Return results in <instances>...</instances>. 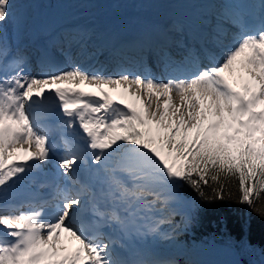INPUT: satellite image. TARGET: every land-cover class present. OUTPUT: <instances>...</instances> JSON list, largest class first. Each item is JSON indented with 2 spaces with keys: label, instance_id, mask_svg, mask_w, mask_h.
Returning a JSON list of instances; mask_svg holds the SVG:
<instances>
[{
  "label": "snow or ice",
  "instance_id": "snow-or-ice-1",
  "mask_svg": "<svg viewBox=\"0 0 264 264\" xmlns=\"http://www.w3.org/2000/svg\"><path fill=\"white\" fill-rule=\"evenodd\" d=\"M260 8L259 23L249 26L234 6L225 7L210 42H223L224 21L239 32L222 60H213L202 42L197 48L176 41L183 49L179 60L168 50L170 41L158 44L168 72L162 79L127 69L108 75L79 64L25 71L26 57L7 59L4 23L15 22L16 13L12 0H0V264H178L135 245L149 235L174 238L160 225L180 214L182 183L204 200L246 204L264 218V4ZM174 30L183 32L179 25ZM202 53L209 66H201ZM46 94L58 99L66 126L82 130L83 146L64 137V154L55 155L49 132L31 117ZM52 160L68 181L55 186L57 196L11 203L10 189ZM91 165H100L96 191L77 175ZM117 244L129 255L120 256Z\"/></svg>",
  "mask_w": 264,
  "mask_h": 264
},
{
  "label": "rangeland",
  "instance_id": "rangeland-1",
  "mask_svg": "<svg viewBox=\"0 0 264 264\" xmlns=\"http://www.w3.org/2000/svg\"><path fill=\"white\" fill-rule=\"evenodd\" d=\"M85 1H86L87 8L81 7L79 3L73 6L72 5L69 6V5H65L64 2H61L58 5L57 10L47 8V9L42 10L41 12L42 4L40 2H37L36 0H12V3L15 6V13H16L15 22L10 20L4 23L5 31L3 33V42L7 44L8 46H10L13 43V40L15 36L17 35V32L21 31V32L27 33L29 22L40 19L42 15L48 16V17L50 16L49 19H47V24L45 26H46L47 31H51V32L58 29L60 26L67 24V22L71 24H75V23H78L79 21L81 22L84 21V24H85L87 22H86V18H84L83 15L86 14V16H88L92 12V9L89 4V0H85ZM177 1H182L184 4H188V5L190 4L191 7L193 6L196 9V11L199 12V14L201 13L203 15L204 20L207 19V17L204 16L206 13L205 10L207 8H210L212 5V3H206V0H177ZM240 1L241 0H219L218 2H220L219 3L220 6H217V8L214 9L213 12H211V15H209V19H210L211 24L213 25V28L217 22L218 17H220V15L222 14L226 6H234L235 10L238 11L243 16L244 20L248 18L249 15L246 13V11L239 10ZM259 1L263 3V0H259ZM256 7H259V6L256 5ZM250 8L252 9L253 7H250ZM218 9H222L223 11L221 12ZM254 10L256 11V8H254ZM84 11H85V14L80 15ZM186 11H189V10H185V12ZM44 12L46 13L43 14ZM185 12L182 13L180 11L179 14L181 16L182 15L185 16L184 15ZM191 12H192V9H190L189 14H186V18L187 20L193 22V19L196 20L195 19L196 13L194 11L193 17H192ZM219 12H221V14ZM72 17L75 18V21L70 20ZM43 21H45L44 18H43ZM194 23H196V21ZM205 24L208 26L207 23ZM174 27L175 26H171L170 28L172 30V34L175 31ZM224 27L227 30V35L223 38V42L221 44L213 45L210 41H207V45H213L214 47L213 53L216 57V60L223 59L229 46L232 45L233 43L234 36L239 32L238 28L234 27L232 24L228 23L227 21H224ZM80 32H82V30L76 32L75 30H72L71 28H68L62 32V35H63L62 37L66 38L65 39L66 46H64V48H67L66 50L69 52V50H74V48L77 47L78 50L80 51L79 53L80 55L75 60V62H68L66 68L71 67L73 64H79L81 67L87 68L89 70L101 69L104 71L105 74H108V75H112V74H115L117 72H120L126 69L125 68V69L111 72L109 68H104L102 66L103 62L101 64L100 63L96 64L97 61H102V58H103L102 56L104 55L101 52L100 53L95 52V50L97 49L92 45L93 39L91 36L83 37L80 35L81 37H79L78 34H80ZM68 33H71L73 35L72 37L77 38L76 41L72 42L71 44L67 42L68 36H66V34ZM176 33L179 35L181 34L180 32H176ZM211 37L209 36L208 39H210ZM145 70H139L137 72H134V71L133 72L140 73V74L151 72V71H148L149 68H147V71ZM25 71L31 72L33 74L32 69H29L27 65L25 66ZM128 71L132 72V70H128ZM150 74L154 78H162L161 76H159V74L155 72L150 73ZM167 77L168 76L162 79H167ZM43 166L48 175L56 174V173L59 174L61 177L60 181L62 182L63 175H61L59 171L57 170L55 160L45 163L43 164ZM36 175H37L36 173H28L22 183L17 184L13 188L10 189V202L11 203L16 204L18 193L33 192L38 189L37 184H34ZM49 184L50 182H46L45 185H49ZM180 201H183L185 203V207L190 205L188 200L182 196H181ZM160 228L163 232H167V233H172L174 231L170 227L165 228V227H162L161 225H160ZM184 231H186V226H182L181 232H184ZM147 238L150 241L154 239L151 235L147 236ZM135 246L143 247L141 241H138ZM193 246L194 245H191L188 242L181 240L178 236L174 235V238L171 240H162L157 237L155 238V242L153 243V245H150V247H146V248H148L149 250L153 252L159 253L161 255L167 256L168 258H172V259H174L176 255L186 256L191 259L193 258V252H192ZM207 246L213 249L214 254H215L214 258L217 259V260L212 261L211 264H230V263L242 264L241 260L236 255L235 251L230 249L229 247L220 245L216 243V241H214L213 239L209 240Z\"/></svg>",
  "mask_w": 264,
  "mask_h": 264
},
{
  "label": "trees",
  "instance_id": "trees-1",
  "mask_svg": "<svg viewBox=\"0 0 264 264\" xmlns=\"http://www.w3.org/2000/svg\"><path fill=\"white\" fill-rule=\"evenodd\" d=\"M64 0H49L45 6L58 7ZM68 5L80 4L87 7L85 0H66ZM84 14V13H83ZM67 35L73 36L71 33ZM84 36L83 32L78 34ZM81 35V36H80ZM210 193L209 189H205ZM233 192L236 188L233 187ZM180 195L190 204L185 212L175 215L170 227L176 236L191 245H206L210 239L235 251L242 264H264V218L252 211L246 204L229 200L207 201L202 199L188 184L182 183ZM182 226L186 231L181 232ZM155 238L142 241L143 247H150ZM178 264H189V257L176 255Z\"/></svg>",
  "mask_w": 264,
  "mask_h": 264
},
{
  "label": "bare ground",
  "instance_id": "bare-ground-1",
  "mask_svg": "<svg viewBox=\"0 0 264 264\" xmlns=\"http://www.w3.org/2000/svg\"><path fill=\"white\" fill-rule=\"evenodd\" d=\"M112 3L114 5H117L119 6L120 2H131L129 4V6H122L123 10H125L127 13L128 12H132L134 9H138L140 8V5H139V2H143L144 0H111ZM162 2H164V6L163 7H159V10L162 12V14L171 20V24H175V26H177L179 23H182V22H185V23H189L190 21L187 20L186 18V14H189L190 13V9H192V17H193V13L194 11H196V9L191 5L189 4H184L182 1H177V0H160ZM219 0H206V3H212L211 7L210 8H207L205 11H206V16H209L211 15V12L214 11V9L217 8V6H220V2H218ZM149 2L151 4H153L155 6V3H154V0H149ZM262 3L261 2H258V0H241L240 1V7H239V10L240 11H246L248 8L250 9L249 12L251 14V16H254L256 14L254 8H256V11H257V8H260V5ZM259 6V7H256ZM250 7H253L252 9ZM185 10H189V11H186ZM220 10L221 12L223 11L222 9H218ZM180 11L184 13L185 16H181L179 13ZM221 12H219L221 14ZM223 13V12H222ZM129 18L131 17V14H128ZM44 19H46V16L42 17ZM49 18V17H48ZM47 18V19H48ZM70 20H73L75 21V18L72 17ZM194 21V19H193ZM44 23L46 24V21H44ZM79 25H84V21L81 22L79 21L78 22ZM70 24L69 22H67V26L63 29H59V30H54L52 35H51V38H52V42L56 41V46H58L60 49H64L66 52H67V63L68 62H75V60L79 57V53L80 51L78 50L77 47L74 48V50H69V52L66 50L67 48H64V46H66L65 44V39L64 37H62V32L68 28H71L70 27ZM214 24V23H213ZM46 26H45V31H40L39 34L37 35V40L40 41L41 40V37L43 35H45L46 33ZM94 31V29H92L90 32L92 33ZM95 33V31H94ZM50 35V33H48ZM213 34V32H212ZM22 36H24V32L22 34ZM212 36V35H211ZM210 36V37H211ZM181 35L177 34L175 31L174 33L172 34V37L171 39L169 40L170 41V45H169V52L172 54V56L179 60L181 58V55H182V52H183V49H181L180 47H178L176 41H179L181 39ZM212 38V37H211ZM211 38H210V41H211ZM18 39H20L18 37ZM183 40L186 42V43H195L196 44V47L197 48H200V46L198 45V43L195 41V39L193 37L190 38V42H187L186 39L183 38ZM26 43V42H25ZM26 45L30 48H32L33 46L29 43H26ZM92 45L95 47V48H103L101 46H99V44L97 43V41L93 40L92 42ZM75 46V45H73ZM77 46V45H76ZM155 48L156 47H151L152 51L145 54V55H109V54H106V53H103L104 56H102V61H97L96 64L98 63H102L103 62V67L104 68H109V70L111 72H114V71H118V70H121V69H127V70H132V73L134 72H137L139 70H145L147 71V68H149L148 71H151L150 73H157L159 74V76H161L162 78L168 76V72L165 70L163 64L159 61L158 57H157V54H156V51H155ZM105 49V48H103ZM106 50V49H105ZM105 52V51H103ZM25 54H27V51H24V52H21V55L26 57ZM212 55V59L213 60H216V57L213 54ZM27 60V58H26ZM211 63V61L208 59L207 56H204L203 53H202V57H201V66H209V64ZM33 71V74L36 75V74H39V72H37L36 70H32ZM134 71V72H133ZM37 72V73H35ZM42 174L39 173L38 175H36V178H38L39 176H41ZM46 175V174H45ZM45 179L48 180L47 176H45ZM58 177V174H51L50 177ZM49 177V178H50ZM50 178V180H51ZM50 187V186H49ZM48 187V188H49ZM38 192H20L17 194V202L16 204L18 203L19 205L20 204H27L24 200V198L28 195H32L34 196V194H37ZM57 193V192H56ZM51 201V200H49Z\"/></svg>",
  "mask_w": 264,
  "mask_h": 264
}]
</instances>
